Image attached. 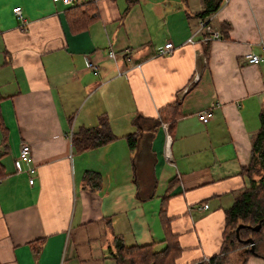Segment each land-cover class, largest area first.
Returning <instances> with one entry per match:
<instances>
[{
    "label": "crops",
    "instance_id": "1",
    "mask_svg": "<svg viewBox=\"0 0 264 264\" xmlns=\"http://www.w3.org/2000/svg\"><path fill=\"white\" fill-rule=\"evenodd\" d=\"M84 1L96 18L72 32L61 0H0V264H123L110 255L116 236L160 250L174 234L175 264L218 253L225 209L248 186L240 167L264 105V59H242L262 53L264 0H224L210 18L221 38L196 34L192 43L201 0L75 2ZM166 41L173 49L157 53ZM174 100L173 125L155 123ZM204 108L212 110L206 122L196 115ZM101 113L117 138L76 149L72 132ZM21 142L31 148L32 183L15 171ZM86 170L100 174L98 188L86 186ZM231 253L242 264H264L244 248Z\"/></svg>",
    "mask_w": 264,
    "mask_h": 264
},
{
    "label": "trees",
    "instance_id": "2",
    "mask_svg": "<svg viewBox=\"0 0 264 264\" xmlns=\"http://www.w3.org/2000/svg\"><path fill=\"white\" fill-rule=\"evenodd\" d=\"M224 0H201L202 7L192 16L204 19L218 10ZM66 11V20L72 32L84 30L96 15L92 1H84L69 5ZM3 99L0 94V101ZM179 101L174 100L159 108V115L155 123L165 122L170 128L180 115ZM2 115L0 112V126ZM129 148L135 144V134L124 135ZM117 136L112 132L105 113L98 115L97 123L93 126H81L71 134L72 145L78 150L105 145ZM5 150L0 146V179L5 176L1 157ZM240 174L248 178L246 186L235 197L233 203L225 209V224L222 231V241L218 253L190 264H224L225 254L236 248H244L245 255H256L264 259V105L259 113V127L252 137L248 162L240 167ZM254 174L257 178H254ZM83 180L90 189L100 186V174L94 170H86ZM162 226L166 227L165 210H160ZM259 223V229L255 227ZM241 224L238 231L236 226ZM251 238L252 243L245 240ZM165 245L160 250L153 249V243L144 245H125L121 237L113 239V250L110 255L115 263L123 264H175L180 246L174 234L163 239ZM250 246L253 250H250ZM243 259L238 264H242Z\"/></svg>",
    "mask_w": 264,
    "mask_h": 264
},
{
    "label": "built area",
    "instance_id": "3",
    "mask_svg": "<svg viewBox=\"0 0 264 264\" xmlns=\"http://www.w3.org/2000/svg\"><path fill=\"white\" fill-rule=\"evenodd\" d=\"M61 1H63L65 4H69V5L76 3L75 2L76 0H61ZM12 11L14 12L17 19L19 20L20 25L24 26L26 24L27 20L24 17L20 6L13 7ZM210 18H211V16L205 17L204 19H199L197 27L187 37L186 41L189 43H192L194 41L193 36H195L196 34H199L201 36V39L203 41H206V42L221 38V33L218 30L214 29L212 27V25L210 24ZM173 47H174V45L172 44L171 41H166L163 45L157 46L156 52L159 54L169 53L173 49ZM259 48H260V51L262 53H257V52H253V51L248 50L245 53H243L242 59L246 63H258V62L263 61V59H264V56H263L264 55V42L259 43ZM108 56L114 57L113 50L108 51ZM86 66L90 67L92 69L93 73L98 72L97 67L95 65H93V63L90 60H86ZM117 73L120 74V71L118 70ZM198 78H199L198 73L195 72L192 75L191 81L192 82L196 81V80H198ZM188 87H189L188 85L185 86L183 91H186L188 89ZM216 104H218V103H216ZM196 115L200 121L206 122L211 118L212 110H211V108H204V109H201L200 111H198L196 113ZM162 126L165 127V123H162ZM165 140H166V144H167V142L169 141V134H167V133H166ZM165 154L167 155V152H165ZM14 167H15V171L17 173L27 172L30 175V177L28 178V182L32 183V181H33L32 174L35 172L36 167H35L34 163L32 162L31 148L27 142H21L20 143L17 158L14 161ZM206 206H207V203H203L201 205V207H206Z\"/></svg>",
    "mask_w": 264,
    "mask_h": 264
},
{
    "label": "rangeland",
    "instance_id": "4",
    "mask_svg": "<svg viewBox=\"0 0 264 264\" xmlns=\"http://www.w3.org/2000/svg\"><path fill=\"white\" fill-rule=\"evenodd\" d=\"M254 178L255 179L257 178L256 174H254ZM236 249H239V248H236ZM233 250L235 249H231L225 254L226 259H225L224 264H238L239 261L241 260V255L235 256V254L231 253Z\"/></svg>",
    "mask_w": 264,
    "mask_h": 264
},
{
    "label": "water",
    "instance_id": "5",
    "mask_svg": "<svg viewBox=\"0 0 264 264\" xmlns=\"http://www.w3.org/2000/svg\"><path fill=\"white\" fill-rule=\"evenodd\" d=\"M240 225H241V224H238V225L236 226V228H235L236 231H238V228L240 227ZM259 226H260V225H259V223H258V224H257L255 227H253V228H254L255 230H258V229H259ZM245 241L248 242V243H250V244L252 243V239H251V238H248V239H246ZM250 250H251V251L253 250V247H252V246H250Z\"/></svg>",
    "mask_w": 264,
    "mask_h": 264
}]
</instances>
